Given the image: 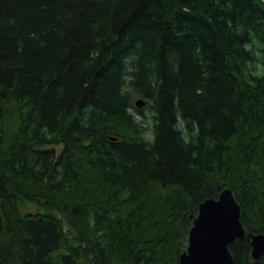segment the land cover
<instances>
[{"label":"trees","instance_id":"trees-1","mask_svg":"<svg viewBox=\"0 0 264 264\" xmlns=\"http://www.w3.org/2000/svg\"><path fill=\"white\" fill-rule=\"evenodd\" d=\"M224 188L264 234L261 0L0 1V264H179Z\"/></svg>","mask_w":264,"mask_h":264},{"label":"water","instance_id":"water-1","mask_svg":"<svg viewBox=\"0 0 264 264\" xmlns=\"http://www.w3.org/2000/svg\"><path fill=\"white\" fill-rule=\"evenodd\" d=\"M143 106V100L135 101V107ZM244 238L251 247L254 261L264 256V234L246 235L240 221V207L232 191L224 188L217 199H206L199 204L179 264H233L228 246Z\"/></svg>","mask_w":264,"mask_h":264}]
</instances>
